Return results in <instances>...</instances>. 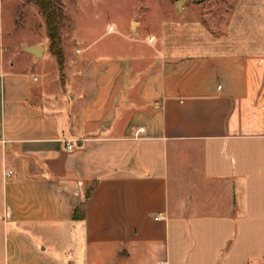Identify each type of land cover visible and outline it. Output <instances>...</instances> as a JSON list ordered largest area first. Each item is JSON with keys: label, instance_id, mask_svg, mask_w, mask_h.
<instances>
[{"label": "crops", "instance_id": "obj_1", "mask_svg": "<svg viewBox=\"0 0 264 264\" xmlns=\"http://www.w3.org/2000/svg\"><path fill=\"white\" fill-rule=\"evenodd\" d=\"M4 7L0 264H264V52L91 58L62 33L56 81Z\"/></svg>", "mask_w": 264, "mask_h": 264}, {"label": "rangeland", "instance_id": "obj_2", "mask_svg": "<svg viewBox=\"0 0 264 264\" xmlns=\"http://www.w3.org/2000/svg\"><path fill=\"white\" fill-rule=\"evenodd\" d=\"M53 1L60 15L58 25L67 54L68 45H72L69 37L73 35L86 41L97 40L86 53L91 58L114 53L145 54L150 58L157 47L163 53L179 56L264 52V0H183L182 11L177 8L179 0ZM4 2L5 27L9 21L19 25L10 32V41L21 44L24 39L37 42L42 41V36L47 38L50 51L38 66L48 78L59 81L46 22L45 32L41 29L45 17L39 5L35 0ZM23 23L24 29L20 28ZM6 55H10L8 51Z\"/></svg>", "mask_w": 264, "mask_h": 264}, {"label": "trees", "instance_id": "obj_3", "mask_svg": "<svg viewBox=\"0 0 264 264\" xmlns=\"http://www.w3.org/2000/svg\"><path fill=\"white\" fill-rule=\"evenodd\" d=\"M39 5L43 16L45 17V22L47 25V35L51 40V51L56 56L60 68L62 78L63 66H64V52L62 46L60 45L62 37L60 33V28L58 25L59 12L55 8V3L53 0H35Z\"/></svg>", "mask_w": 264, "mask_h": 264}, {"label": "water", "instance_id": "obj_4", "mask_svg": "<svg viewBox=\"0 0 264 264\" xmlns=\"http://www.w3.org/2000/svg\"><path fill=\"white\" fill-rule=\"evenodd\" d=\"M182 5H183V0H179L177 2V8H178L179 11H182V9H183ZM24 47H25V49L27 51L32 52L37 57L41 56V53H42L43 48H44L42 44L35 45V46H27V45H25Z\"/></svg>", "mask_w": 264, "mask_h": 264}, {"label": "built area", "instance_id": "obj_5", "mask_svg": "<svg viewBox=\"0 0 264 264\" xmlns=\"http://www.w3.org/2000/svg\"><path fill=\"white\" fill-rule=\"evenodd\" d=\"M64 140V139H63ZM64 142H65V147L66 148H68V149H72V148H74V144H73V142L72 141H70V140H68V139H66V140H64Z\"/></svg>", "mask_w": 264, "mask_h": 264}]
</instances>
